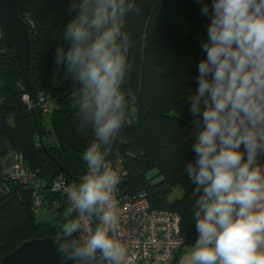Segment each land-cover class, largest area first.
I'll return each instance as SVG.
<instances>
[{"label": "clouds", "instance_id": "clouds-1", "mask_svg": "<svg viewBox=\"0 0 264 264\" xmlns=\"http://www.w3.org/2000/svg\"><path fill=\"white\" fill-rule=\"evenodd\" d=\"M69 11V46L55 49L54 62L80 85L78 130L91 126L95 139L83 155L86 174L66 189L71 218L55 250L72 264H126L115 198L121 177L107 158L126 119V18L141 9L133 0H72ZM201 13L210 16L205 57L186 98L200 124L196 158L185 165L197 197L189 264H264V0H212Z\"/></svg>", "mask_w": 264, "mask_h": 264}, {"label": "trees", "instance_id": "trees-1", "mask_svg": "<svg viewBox=\"0 0 264 264\" xmlns=\"http://www.w3.org/2000/svg\"><path fill=\"white\" fill-rule=\"evenodd\" d=\"M133 2L141 11L129 14L124 29L130 64L122 88L126 119L107 159L122 158L126 175L119 183L121 191L144 192L152 207L175 212L185 244L191 245L198 235L197 197L192 196L196 186L185 165L196 158L192 146L200 124L193 122L196 117L186 98L198 88V64L205 57L201 45L210 23L201 8L204 4L211 8L212 0ZM71 4L72 0H25L21 12L30 26L29 75L34 93L44 94L51 104L48 123L43 111L22 100L27 90L16 60L0 41V157L10 151L22 153L42 180L44 206L53 214L51 220H37L31 211V192L10 182L0 196V258L27 239L58 235L71 217L63 198L48 190L50 182L63 173L68 182L79 184L84 152L95 139L91 126L78 130L80 85L63 67L57 72L54 62L55 49L69 46L62 33L76 15L69 11ZM174 189L180 194L171 198ZM58 199L61 204L51 209Z\"/></svg>", "mask_w": 264, "mask_h": 264}, {"label": "built area", "instance_id": "built-area-1", "mask_svg": "<svg viewBox=\"0 0 264 264\" xmlns=\"http://www.w3.org/2000/svg\"><path fill=\"white\" fill-rule=\"evenodd\" d=\"M0 41H3L1 29ZM22 100L28 107L36 106L44 113L51 110L47 97L42 93L38 94L35 101L24 93ZM108 161L122 180L126 175L122 158L117 157ZM86 172L87 164L82 170L79 183ZM10 182H18L31 192V211L34 214L45 205L43 182L36 170L18 151H11L7 159L0 164V196L8 191ZM75 184L68 182L63 173H59L52 178L48 188L51 193L59 194L63 198L68 213L70 202L66 189ZM115 198L119 202L120 215L118 238L126 248V264H173L176 253L185 244L180 232L178 215L167 209L152 207L144 192L124 193L119 185ZM60 204L59 199L54 201L51 209H56ZM97 223L94 219L90 226L94 229ZM191 245L193 246L194 242Z\"/></svg>", "mask_w": 264, "mask_h": 264}, {"label": "water", "instance_id": "water-1", "mask_svg": "<svg viewBox=\"0 0 264 264\" xmlns=\"http://www.w3.org/2000/svg\"><path fill=\"white\" fill-rule=\"evenodd\" d=\"M25 0H0V29L3 43L12 50L16 68L27 94L33 101L36 96L29 75L30 26L21 16ZM63 172H67L62 168ZM54 237L30 238L0 258V264H72L61 261L55 250Z\"/></svg>", "mask_w": 264, "mask_h": 264}, {"label": "crops", "instance_id": "crops-1", "mask_svg": "<svg viewBox=\"0 0 264 264\" xmlns=\"http://www.w3.org/2000/svg\"><path fill=\"white\" fill-rule=\"evenodd\" d=\"M51 106V104H50ZM11 152V151H10ZM5 154L4 156L0 157V164L3 160L7 159L9 153ZM262 164H264V160L261 161ZM179 192L177 191V195L179 196ZM192 245L190 244H184L181 249L178 251L177 253V257L176 260L174 261V264H189V257H188V253L191 249Z\"/></svg>", "mask_w": 264, "mask_h": 264}, {"label": "rangeland", "instance_id": "rangeland-1", "mask_svg": "<svg viewBox=\"0 0 264 264\" xmlns=\"http://www.w3.org/2000/svg\"><path fill=\"white\" fill-rule=\"evenodd\" d=\"M50 104V102H49ZM45 117V121L46 123L49 122V116L48 113L44 114ZM152 175H154V171L151 172ZM177 191L180 193V191L178 189H174L173 193L171 194V198H174L177 195ZM36 219L39 221H47V220H51V218L53 217V214L51 212H49V210L46 208V206H43L40 211L38 213H36Z\"/></svg>", "mask_w": 264, "mask_h": 264}]
</instances>
